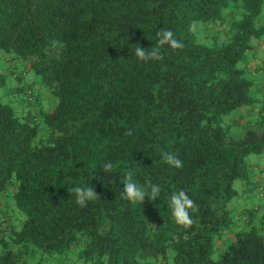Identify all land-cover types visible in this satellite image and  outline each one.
I'll return each instance as SVG.
<instances>
[{
	"label": "trees",
	"instance_id": "16d2710c",
	"mask_svg": "<svg viewBox=\"0 0 264 264\" xmlns=\"http://www.w3.org/2000/svg\"><path fill=\"white\" fill-rule=\"evenodd\" d=\"M261 5L0 0V51L26 62L54 97L45 111L30 92L17 111L0 103V206L14 218L0 211V264H40L72 250L80 264H264V223L252 224V212L215 244L231 225L225 206L245 156L264 151V124L242 138L222 125L253 103L236 63L264 33ZM208 24L222 26L216 33L227 30V39L211 31L209 43L199 42L193 30ZM165 30L183 47L164 45L160 60L135 57L138 44L151 50ZM165 154L183 166H170ZM129 172L141 187L159 186L157 199L122 200ZM77 186L98 199L78 206ZM180 191L194 202L190 225L171 214L170 197Z\"/></svg>",
	"mask_w": 264,
	"mask_h": 264
},
{
	"label": "rangeland",
	"instance_id": "374dc122",
	"mask_svg": "<svg viewBox=\"0 0 264 264\" xmlns=\"http://www.w3.org/2000/svg\"><path fill=\"white\" fill-rule=\"evenodd\" d=\"M224 22L228 24V21ZM256 22L264 26V0H262L261 11ZM198 25L201 23L195 22L192 28ZM210 26V24L205 28L201 26L197 32L193 30L199 42L209 43L205 38L208 37L207 34L211 31L212 34L216 33V29ZM227 35L226 30L224 35L220 34V37H216L219 41H225ZM250 46V49L243 52L236 67L242 69L243 78L250 81L248 95L253 103L234 110L222 119V125L234 138H242L246 130L260 132L264 124V33L251 38ZM0 78L2 79L0 103L8 104L17 111L18 106L21 107V103L24 104L26 92H30L34 107L42 108L44 111L52 108L54 104L52 94L42 85L38 75L28 68L27 63L16 59L11 52L0 51ZM44 106L46 109H43ZM245 162V175L243 178L232 181L231 187L235 195L225 206L231 219V225L227 229L231 231L241 228L246 217L249 218L250 212H252L251 223L255 226H260V218L264 215V151L258 154H247ZM0 211L3 216L14 220L11 208L0 206ZM223 242L224 240L215 239V244L219 246ZM212 258H217L215 251ZM40 264H80V260L72 250L62 256L45 258Z\"/></svg>",
	"mask_w": 264,
	"mask_h": 264
},
{
	"label": "clouds",
	"instance_id": "9594fccd",
	"mask_svg": "<svg viewBox=\"0 0 264 264\" xmlns=\"http://www.w3.org/2000/svg\"><path fill=\"white\" fill-rule=\"evenodd\" d=\"M159 40L156 47L149 51H145L144 48L137 45L135 48V57L142 61L149 60H160L161 48L164 45H169L172 48H182L181 42L174 38V34L171 30H165L157 33ZM164 160L170 166L175 168H181L183 162L177 159L174 154H165ZM113 165H105V171L111 170ZM150 188V191H149ZM160 192V188L157 185L148 184L147 187H141L132 178V173H127L125 182L123 184V189L120 191V198L122 200H127L129 202H139L142 203L143 199L147 196L149 201L157 199ZM71 194L75 195V203L80 207H85L87 202L92 199H98V195L95 190L91 187H74ZM170 208L171 214L175 222L179 225H190L192 219L189 216L188 209L194 208V202L189 198V196L180 191L179 193H173L170 197Z\"/></svg>",
	"mask_w": 264,
	"mask_h": 264
},
{
	"label": "crops",
	"instance_id": "0c3cea01",
	"mask_svg": "<svg viewBox=\"0 0 264 264\" xmlns=\"http://www.w3.org/2000/svg\"><path fill=\"white\" fill-rule=\"evenodd\" d=\"M210 28H215L216 29V32L218 33V30H221L222 29V26H220L218 24L217 25L216 24H212L210 26ZM217 33H214L213 36H219V34H217ZM222 35H224V34H222ZM246 219H247V217H246ZM260 220H261V222L264 223L263 218H261ZM220 234H221L220 235V239H218V241H223L224 240V242H225V240H228L230 237H232V231H230L228 229L227 230L226 229L225 230H222Z\"/></svg>",
	"mask_w": 264,
	"mask_h": 264
},
{
	"label": "built area",
	"instance_id": "2783aa9c",
	"mask_svg": "<svg viewBox=\"0 0 264 264\" xmlns=\"http://www.w3.org/2000/svg\"><path fill=\"white\" fill-rule=\"evenodd\" d=\"M3 226H4V220L0 219V227H3Z\"/></svg>",
	"mask_w": 264,
	"mask_h": 264
}]
</instances>
